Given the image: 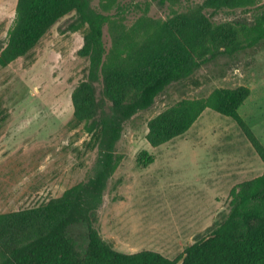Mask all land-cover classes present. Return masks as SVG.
<instances>
[{
  "label": "rangeland",
  "instance_id": "rangeland-1",
  "mask_svg": "<svg viewBox=\"0 0 264 264\" xmlns=\"http://www.w3.org/2000/svg\"><path fill=\"white\" fill-rule=\"evenodd\" d=\"M18 1L0 0V53ZM91 6L108 18L105 64L124 60L176 18L210 24L204 38L210 60L123 124L94 225L116 251L152 250L178 260L229 212L232 189L262 175L264 163L238 125L212 109L186 134L156 148L147 139L148 123L183 100L246 87L251 94L239 114L264 145V1L221 10L208 8L206 0H91ZM87 32L69 12L26 56L0 65V215L60 198L93 172L92 121L75 118L72 100L87 77L89 60L81 55ZM96 101L103 102L102 86ZM142 151L154 162L140 164Z\"/></svg>",
  "mask_w": 264,
  "mask_h": 264
},
{
  "label": "trees",
  "instance_id": "trees-1",
  "mask_svg": "<svg viewBox=\"0 0 264 264\" xmlns=\"http://www.w3.org/2000/svg\"><path fill=\"white\" fill-rule=\"evenodd\" d=\"M264 0H206L214 10L244 8ZM74 11V23L87 27L81 55L89 60L86 80L75 89V118L92 121L98 156L84 182L38 207L0 215V264H264V173L231 191L229 212L206 235L188 245L180 259L143 250L116 251L95 231L96 213L116 166V144L123 124L148 109L173 82L192 76L207 63L204 42L208 20L176 18L161 25L124 60L105 64L104 26L108 18L91 0H19L13 28L0 53L7 66L26 56L62 16ZM102 86L103 102L96 101ZM251 92L246 87L216 90L206 99L183 100L148 123L151 147L186 134L206 109L231 118L264 163V145L239 114ZM110 104H107L109 103ZM155 157L142 151V165ZM83 229L76 234V229Z\"/></svg>",
  "mask_w": 264,
  "mask_h": 264
},
{
  "label": "water",
  "instance_id": "water-1",
  "mask_svg": "<svg viewBox=\"0 0 264 264\" xmlns=\"http://www.w3.org/2000/svg\"><path fill=\"white\" fill-rule=\"evenodd\" d=\"M183 261H184V258H183V259H181V261L179 262V264H182V263H183Z\"/></svg>",
  "mask_w": 264,
  "mask_h": 264
}]
</instances>
